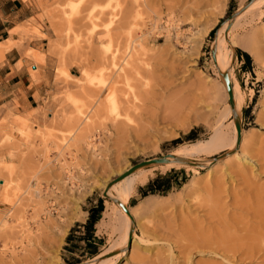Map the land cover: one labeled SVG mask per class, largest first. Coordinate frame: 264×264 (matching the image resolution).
Masks as SVG:
<instances>
[{
    "label": "rangeland",
    "instance_id": "374dc122",
    "mask_svg": "<svg viewBox=\"0 0 264 264\" xmlns=\"http://www.w3.org/2000/svg\"><path fill=\"white\" fill-rule=\"evenodd\" d=\"M34 1L36 14L16 30L43 39L44 53L52 63L36 108L23 115L0 117V264H85L99 254L120 251L115 245L120 236L119 209L108 195V183L133 164L208 139L219 119L223 131L231 132L234 115L227 111L228 105L239 102L236 117L242 139L230 151L240 153L242 142L253 134L254 148L264 152V67L249 51L231 47L222 39L224 22L251 0ZM256 26L264 27V18ZM237 27L234 34L242 42L248 28ZM57 31L63 33L57 35ZM226 47L232 51L226 74L231 88L237 80L242 95L239 101L233 95L231 104L219 73ZM43 56L32 58L41 62ZM28 72L33 74L29 67ZM198 83L204 84L211 96L196 103L190 115L182 112L175 125L155 119L166 106L196 97ZM151 112H156L155 117L151 118ZM115 118L123 131L117 130ZM82 128L92 132L91 147L78 141ZM101 128L107 131L99 136ZM230 151L213 156L219 161L214 169L194 166L200 172L197 175L186 164L164 171L153 169L148 180L136 186L127 207L141 208L145 199H175L140 216L134 232L140 235L139 223L150 230L152 226L155 235L166 227L182 231L179 226H217L206 218L203 204L208 203L207 190L213 191L214 181L226 179H222L220 161ZM250 176L252 188L264 192V166ZM225 181L226 186L234 185L236 198L248 201L247 189ZM221 199L226 201L223 195ZM98 200L102 212L88 235L84 223ZM227 204L230 210L221 207L227 220L247 221L238 202ZM161 242L144 243V251L138 241L133 246L127 243L112 264H138L140 256L147 264L153 262ZM173 245L172 254L180 255ZM195 251L190 255L195 264L220 263L216 254Z\"/></svg>",
    "mask_w": 264,
    "mask_h": 264
},
{
    "label": "bare ground",
    "instance_id": "6f19581e",
    "mask_svg": "<svg viewBox=\"0 0 264 264\" xmlns=\"http://www.w3.org/2000/svg\"><path fill=\"white\" fill-rule=\"evenodd\" d=\"M216 2L218 1L216 0ZM232 17L233 18H231L230 21H225L222 26L223 27L222 39L224 43L226 42L231 47L238 45L243 49L249 51L254 56L257 64H262V66L264 67V31H262L264 27L258 29V26H256V24L262 22L264 18V0H251L246 5L238 8V11ZM53 23H56V21H53ZM236 26L238 27L241 26L243 30L245 28H248L247 36L246 38L243 39L242 42L241 41L239 42L238 41L239 39L237 40L235 37L234 31L236 30L235 29ZM58 28L59 27H57V29ZM57 33L59 32L57 31L56 34ZM60 33L63 32L60 31ZM240 40H242V38ZM230 52H232L231 49L226 47L225 52L221 54V58H220L221 60L219 59L220 60L219 73L221 75L224 73L226 74L228 67L230 66V60H231ZM258 77L259 79L261 78L260 75ZM82 79H86V74H82ZM198 84L196 88V90L198 91L197 92L198 95L196 97L181 101L179 100V102H177L172 107L166 106V108L162 110V113H160L161 114L160 116H158L159 115L158 113L157 115L158 118L155 117L156 112H151L152 113V115L150 114L151 118H153L152 116L154 115L155 119H158L162 123L175 122L173 124L175 125L178 123V120H181L179 117H181V114H183L182 112L191 114L194 111V105L196 103L202 102L204 101L205 98L207 97L209 98V96H211L209 92L210 90L207 89L204 84H200V83ZM230 90L232 95V101H233V95L234 97L236 96L239 101L240 96L242 95H240V86L236 79H234V84L232 88L230 85ZM119 105L120 108L123 107L122 103H120ZM238 105L239 102L235 103L232 106L230 105L227 106V111L232 112L234 118L236 119H237L236 112ZM126 110L127 109L125 108V111ZM166 110L167 112L163 113ZM258 117L260 118V116ZM234 118L230 121L232 126L231 132L223 131L219 119L216 122L215 127L213 128L214 129L213 134L208 139L180 145L169 154L163 156L164 157L163 162L152 163L150 164L152 167L149 169L141 170L140 168L142 167L136 168L135 170L139 169L140 171L134 170L135 172L132 171L134 173L131 172L123 176L122 178L118 179L117 181L110 183L108 188V195L114 201H116L114 205L116 208L119 209L118 221L120 223V236L119 239L116 241L115 245L117 244L118 246H120L121 250L116 252L108 251L106 253L99 254L95 256L91 261L85 264H112L113 262L119 260L121 254L124 251V247L127 243L128 244L131 243V245L133 246L136 243V241H138V243L140 242V244H142L143 246L144 243L148 244V242L151 243V241L152 242L162 241L158 246L159 249H157L156 253L153 254L155 258L154 261L150 263L148 262V264H195L190 259L192 258V256L190 257V255L192 254L193 250L208 254L209 253L214 255L216 254V256L218 255L219 258L221 259L219 264H225L227 262H231L232 264H237V262L240 263L244 262L245 264H249L251 261H255L256 264H264V192L262 191V188L261 190L260 188L258 189L255 187L252 188L253 183L251 186L250 182L252 181L249 180V177H251L250 175L253 174L254 169L255 170L258 169L261 165L264 166V152L262 150H261L262 152L260 151V147L254 148V145L256 143L253 134L250 136V138L247 141H245L244 143L242 142L240 153L230 151L233 150V147L235 146L237 141L239 143L242 141L241 130L239 133L236 132L234 125ZM116 120L119 119L115 118L114 120V122L116 123L117 130L123 131L122 127L124 126H122V124H120ZM170 124L172 125V123ZM101 129L97 131V134L99 136L101 135L100 133L107 131V129H102V130ZM11 131L12 130H10V132ZM10 134L11 133H9V135ZM37 134L38 136H40L39 132ZM90 135H92L90 129L85 130V128L84 129L82 128L78 140L79 143L83 142L86 147H91L92 145H94L91 143ZM41 136L44 137V135L42 134ZM36 137L34 139H36ZM223 151H230V152L228 153L225 152L226 153L225 156L227 157L224 160L220 161L221 164L223 165L221 168L222 171L221 176H223L222 179L224 177L228 179L229 180L228 185L231 184L233 181L234 184H238V185L241 184L244 189H247L250 195L248 201L245 199L246 201L241 202L239 200L240 199L239 197L236 198L237 196L235 195H237V193L234 194V192L232 191V189L234 190L233 187L234 185L226 186L227 185V184L225 185L226 179L225 180L223 179L218 183L216 180L214 181L215 186H213V191L211 189L210 190L212 192L207 190L208 198L206 197L207 201L205 202L208 203L206 205L204 203L203 205L207 207L206 218L209 219V221L212 220L213 222L212 224L213 225L215 224L217 226H212V225L199 226V224L198 226L196 224L195 226H187V228L179 226L180 228H182L181 229L182 231H178L177 229L178 227L177 228L175 227L177 231H174V228L173 230L171 229V231H169L168 229H166L167 228L166 227L164 228V230L162 229L163 230L162 233L160 234L157 233L159 235H155L156 229L152 228L151 226L152 232H150L151 230L148 226L139 223L137 224L138 226L136 227L140 229V235L134 232V225H136V223L139 222L140 216H143L147 212L155 211L158 208H161V206L164 204L166 205V202H168L170 199H175L172 196L155 198V199H145V201H143L144 205L141 206V208L132 209L127 207V200L134 195L136 186L144 184L151 176L153 169L154 170L159 169L161 171H164L169 168L179 167L181 164H186V166L192 168V170L195 171V175H197L200 174V172L194 166L196 167L198 166L200 168L208 167L214 169L215 166L214 164L216 163V161H218V159L214 160L215 158H213V156ZM199 154L202 155L199 158L195 157L194 159L184 160V158H189ZM223 185H225V187ZM221 186H223L222 189ZM228 188L231 190L229 191ZM231 191L234 194V196L232 193H230ZM208 192L211 193L209 194ZM220 192H224L225 195L223 193L222 195L226 198V201H222L223 200L221 199L222 195L220 194L221 196H219ZM35 195L39 198V191H36ZM198 198L193 196V199L195 200H198ZM220 200L222 202H220ZM228 201H231L233 203L235 202V204L237 202L239 203L238 204L239 207L242 208L248 216L247 221L234 222L229 219L231 221L230 222L229 220L226 219L227 214L223 213L221 209L223 208L222 206H224V208L228 207V205L230 204V202L229 204H227ZM123 207L125 208V210L123 209ZM224 208L222 210H224ZM228 209L229 207L226 208V210ZM223 214H226V216H224ZM175 234H177V236ZM174 235L178 238L174 239ZM170 239L173 241V243L176 244L175 246L177 249L175 250H178L180 255L172 254L171 246L173 244L171 245L170 243L172 242L170 241L168 242V240ZM142 249L143 251L146 250L145 246ZM162 250H166L167 252L162 253L161 252ZM142 257L141 256L138 257L140 258L138 264H147V262L144 261V258Z\"/></svg>",
    "mask_w": 264,
    "mask_h": 264
},
{
    "label": "crops",
    "instance_id": "0c3cea01",
    "mask_svg": "<svg viewBox=\"0 0 264 264\" xmlns=\"http://www.w3.org/2000/svg\"><path fill=\"white\" fill-rule=\"evenodd\" d=\"M36 12L34 0H0V117L34 110L37 96L45 91L44 78L52 63L44 53L45 42L17 31ZM41 54V62L33 60L32 55Z\"/></svg>",
    "mask_w": 264,
    "mask_h": 264
},
{
    "label": "water",
    "instance_id": "95a60500",
    "mask_svg": "<svg viewBox=\"0 0 264 264\" xmlns=\"http://www.w3.org/2000/svg\"><path fill=\"white\" fill-rule=\"evenodd\" d=\"M222 78H223V81H224L226 92L228 94V102L231 104L232 95H231L230 84H229L227 75L225 73L222 74ZM234 125H235L236 132L239 133L240 132V125H239V122H238V120L236 118H234ZM163 161H164V157L163 156H159V157L149 158V159L143 160L141 162H138L136 164H133L126 171L122 172L119 176L115 177L111 182L117 181L118 179L122 178L123 176H125V175L131 173L132 171H134L136 168H139V167H142V166H146V165H150L152 163H161ZM110 183H108V185ZM108 185H107V187H108ZM123 209L125 210L124 207H123Z\"/></svg>",
    "mask_w": 264,
    "mask_h": 264
},
{
    "label": "trees",
    "instance_id": "16d2710c",
    "mask_svg": "<svg viewBox=\"0 0 264 264\" xmlns=\"http://www.w3.org/2000/svg\"><path fill=\"white\" fill-rule=\"evenodd\" d=\"M242 55L248 59V56L247 54L245 53H242ZM191 133V132H190ZM156 183H158L157 179L154 180ZM156 187H159V185L157 184ZM155 190H158V188H155ZM102 207H101V202L100 200H98L97 202V206L91 210H88V216L86 218V221L84 223V228L86 229L87 231V234L88 235H91V230H92V225L93 223L96 221L97 219V215L98 213L101 211ZM102 212V211H101Z\"/></svg>",
    "mask_w": 264,
    "mask_h": 264
}]
</instances>
